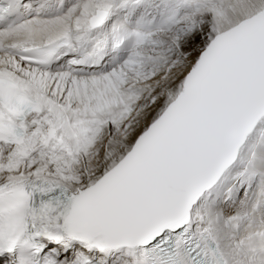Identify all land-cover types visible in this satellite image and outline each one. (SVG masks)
Returning <instances> with one entry per match:
<instances>
[{"label":"snow or ice","instance_id":"6c2138e0","mask_svg":"<svg viewBox=\"0 0 264 264\" xmlns=\"http://www.w3.org/2000/svg\"><path fill=\"white\" fill-rule=\"evenodd\" d=\"M0 264H264V0H0Z\"/></svg>","mask_w":264,"mask_h":264}]
</instances>
